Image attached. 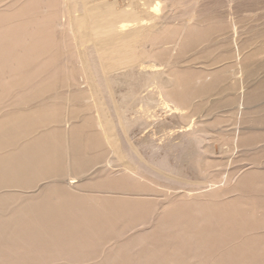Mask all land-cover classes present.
Instances as JSON below:
<instances>
[{"label": "rangeland", "instance_id": "obj_1", "mask_svg": "<svg viewBox=\"0 0 264 264\" xmlns=\"http://www.w3.org/2000/svg\"><path fill=\"white\" fill-rule=\"evenodd\" d=\"M240 1L171 0L138 47L156 85L92 93L64 0H0V264H264V0Z\"/></svg>", "mask_w": 264, "mask_h": 264}, {"label": "bare ground", "instance_id": "obj_2", "mask_svg": "<svg viewBox=\"0 0 264 264\" xmlns=\"http://www.w3.org/2000/svg\"><path fill=\"white\" fill-rule=\"evenodd\" d=\"M239 2L242 3L240 0ZM63 3L64 17L67 19L64 26L73 38L75 48L83 49L85 61L79 53L78 62L85 73H91L89 87L92 93L120 86L136 74L144 76L143 88L156 85V73L146 72L156 66L141 59L138 47L173 15L174 5L171 0H127L125 3L109 0H64ZM102 74L106 77L105 81ZM150 101L155 102L154 99ZM124 124L129 128L131 123L124 120ZM110 139L108 140L111 142ZM194 143L198 144V141L195 140ZM114 145L111 147L115 149ZM117 149L115 152H118ZM165 162L159 161V167H166Z\"/></svg>", "mask_w": 264, "mask_h": 264}]
</instances>
